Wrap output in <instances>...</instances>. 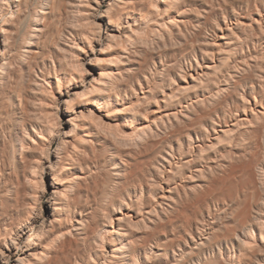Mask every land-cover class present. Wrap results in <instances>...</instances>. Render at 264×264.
I'll use <instances>...</instances> for the list:
<instances>
[{
  "label": "clouds",
  "instance_id": "obj_1",
  "mask_svg": "<svg viewBox=\"0 0 264 264\" xmlns=\"http://www.w3.org/2000/svg\"><path fill=\"white\" fill-rule=\"evenodd\" d=\"M236 3L0 0V264H262L264 0Z\"/></svg>",
  "mask_w": 264,
  "mask_h": 264
},
{
  "label": "bare ground",
  "instance_id": "obj_2",
  "mask_svg": "<svg viewBox=\"0 0 264 264\" xmlns=\"http://www.w3.org/2000/svg\"><path fill=\"white\" fill-rule=\"evenodd\" d=\"M246 1V0H245ZM192 7H195L194 4L191 5ZM15 7V5H14ZM193 16L194 14H189L187 17H173L174 19H189V20H192L193 23L196 22L195 19H193ZM254 18L256 20H260V18H257L254 16ZM264 21H261V23H263ZM241 23L243 24H248L250 23L249 22H246V21H243L241 20ZM222 24V27H223V23ZM255 27V25H254ZM227 29L224 30V32L220 35L218 32H217V35L220 37L219 40H217V43L218 44H221L223 45L225 43V38L227 37ZM105 57H101V59H104ZM91 71V69H89ZM111 70H114V69H111ZM95 75V73H93ZM255 110V108H254ZM90 119H93L96 121L97 125L109 136H112L118 140H123V139H126L127 137L125 136V134L123 132L120 131L119 128L117 127H113L112 125L110 124H105V122L97 115V116H91L90 115ZM261 179H264V176L261 177ZM245 243L248 245V246H251V247H255L256 245H259L262 249H264V243L261 242V234L259 232L256 233V238L255 240H246ZM235 246H229V248H222L221 251H223V254L225 256V259H228L229 256H232L236 259H239L242 254H243V251H244V248L242 245L240 244H236L234 242ZM259 259V257H257ZM241 264H244V261H241ZM262 264H264V261H262Z\"/></svg>",
  "mask_w": 264,
  "mask_h": 264
},
{
  "label": "rangeland",
  "instance_id": "obj_3",
  "mask_svg": "<svg viewBox=\"0 0 264 264\" xmlns=\"http://www.w3.org/2000/svg\"><path fill=\"white\" fill-rule=\"evenodd\" d=\"M194 6H195L196 8H200L201 10H206V9L209 7V5H206V4H200V3H195ZM232 6H233V7H237V10H238V11H242V12H243V10H246V9H247L248 4L246 3L245 0H237V3L234 4V5H232ZM257 6H259V5H257ZM261 11L264 12V7L261 8ZM217 12H219V9H217ZM227 14H228V18H229V20H234V19H235L234 14H232L230 10L228 11ZM253 16H255V17H257V18H260L259 15H258V14H255V13L253 14ZM217 18L221 20V23H223V19H222V17L218 16ZM241 20L246 21V22H249L248 18L245 17V16H242V19H241ZM263 23H264V22H263ZM218 31H219V30H218ZM218 31H217V32H218ZM218 33H219L220 35L222 34L221 32H218Z\"/></svg>",
  "mask_w": 264,
  "mask_h": 264
}]
</instances>
